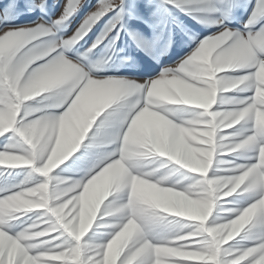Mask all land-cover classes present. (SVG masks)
Segmentation results:
<instances>
[{
  "label": "snow or ice",
  "instance_id": "1",
  "mask_svg": "<svg viewBox=\"0 0 264 264\" xmlns=\"http://www.w3.org/2000/svg\"><path fill=\"white\" fill-rule=\"evenodd\" d=\"M0 264H264V0H0Z\"/></svg>",
  "mask_w": 264,
  "mask_h": 264
}]
</instances>
